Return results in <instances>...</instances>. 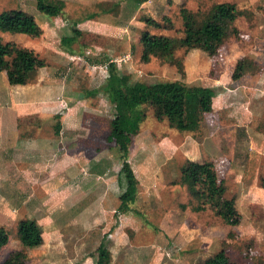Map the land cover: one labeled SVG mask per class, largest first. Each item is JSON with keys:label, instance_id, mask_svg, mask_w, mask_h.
I'll return each mask as SVG.
<instances>
[{"label": "crops", "instance_id": "crops-1", "mask_svg": "<svg viewBox=\"0 0 264 264\" xmlns=\"http://www.w3.org/2000/svg\"><path fill=\"white\" fill-rule=\"evenodd\" d=\"M21 1L8 9L0 7V12H21V24L32 21L35 31L1 33L2 41L33 50L45 64L24 84H11L6 71L0 70V228L8 234L0 251L9 249L4 255L0 252V263L17 249L22 251L16 253L17 264H97L100 259L108 264H137L133 259L144 247L138 244L141 236L136 226L142 225L138 215L143 219L144 211L132 207L117 211L126 178L116 147L105 153L103 148L92 149L88 137H75L76 129L89 127L83 121L86 100L104 95L76 86L90 79L75 73L71 62L106 67L107 62L101 60L91 66L90 48L83 56L75 55L76 47L82 45L95 46L97 51L92 53L98 56L125 50V63L131 60L133 49H143L140 35L150 31L140 17L153 18L144 10L150 0L140 4L134 0H54L64 3L56 16L40 12L37 0H29V8L20 7ZM234 25L242 34L251 30L237 21ZM260 30L264 35V28ZM70 37H75L71 45L62 44L63 38ZM226 51L222 59L214 55V68L188 53L182 58L184 77L172 73L174 80L187 85L217 89L198 131L170 127L159 137L151 131L140 138L132 135L128 163L138 183L135 201L161 230L147 249L153 264L161 258L165 264H200L220 250L218 245L214 252L221 235H214L213 210H192L195 200L182 184L187 160L212 162L218 179L226 180V198L235 194L233 201L239 209L245 203L248 221L257 220L251 211L264 210V49L249 61L240 56L242 49ZM150 79L162 81L148 75L145 82L152 83ZM61 97L68 107L62 112ZM74 98H78L76 104ZM239 144L243 149L237 154ZM225 152L231 155L229 162H234L232 169V163L226 166ZM111 163L118 164L113 176L107 174ZM21 219L36 221L41 244L25 247L20 242L16 227ZM13 224L17 248L9 247ZM96 229L102 234L110 231L109 240L108 244L100 241L91 254V237L99 236ZM64 241L69 245L64 246Z\"/></svg>", "mask_w": 264, "mask_h": 264}, {"label": "rangeland", "instance_id": "rangeland-1", "mask_svg": "<svg viewBox=\"0 0 264 264\" xmlns=\"http://www.w3.org/2000/svg\"><path fill=\"white\" fill-rule=\"evenodd\" d=\"M28 1L29 0H22L20 2V7L26 8L28 5H31ZM222 2L233 3L240 11V16L236 18L235 22H233V25L237 21L241 26L247 25V29L251 30L249 32L244 30L242 34L241 30H238V28H236V25L233 26L229 23L222 24L220 26L221 33L219 36V42L215 50L217 52L209 51L205 46L190 47L178 44L177 49L175 48L170 50V54L167 53L164 55L144 58L142 51L143 49L138 48L137 50L133 49L130 52L131 60H129L127 63H125L124 60H121V64L118 63V59L123 58L124 54L126 53L125 50L116 51L114 53L106 52V55L98 56L92 53H96L95 51H97L94 48L95 46L92 45L91 47H89V45H82V47H76L77 53H75V55L83 56V52L86 49L90 48L89 50H91L92 52L88 55L90 56L91 66L92 63H96L97 60H101V62L103 63L106 62L107 59H109V62L115 65L119 75L124 76V78H128L129 83H134L137 80L145 81L146 79H148V75H153L154 77H157V79L161 80H174V76H172L173 73L175 77L179 76L180 78H183L184 73H181L180 66L182 65L181 69L182 71H184L182 58H184L188 53H191V56L189 57L193 60H196L197 62L201 61L207 63L211 65V67H213L214 55L217 57H221L220 59H222L224 58L225 52H227L226 50H228V54H230V51L237 48V50H243V53H241L240 56L245 55V57H247V61H249L251 55L254 56L257 55V53L260 54L262 48L264 49V35L260 30L261 28H264V0H150V7L145 6L144 10L149 14L151 13V15H153V18L144 16L140 17H142V20L146 23V25H148L151 33L167 34L173 37V39L178 40V38H181L183 36L186 25L185 23L187 21L192 26L199 27L203 23V21H205L207 14L211 11L213 6ZM17 4L18 0H0V7L2 9L11 8L16 6ZM27 8H29V6ZM233 27H235L236 33H234V31L232 30ZM6 37L7 36H4V38ZM240 38L243 41H241ZM170 41L171 46L174 45L175 42L173 40ZM235 44L239 46L234 47L233 45ZM258 45H263V47ZM249 51H252L254 54H249ZM161 59H164V62ZM77 61L78 60H73L71 62L75 65L74 72L86 77L88 80L90 79L89 82L79 81L76 84V86H78L79 88L91 89L105 84L108 81L109 71L107 65L106 67L102 68H93L87 67L85 63H82L84 66L81 67L80 64L77 65ZM261 61H264V58L261 59ZM239 65L240 64L238 62V65H236V69H238V71L241 69V66ZM149 81L152 83L158 82V80L155 81L152 79H150ZM180 82L182 81L180 80ZM63 99L64 98L62 97L59 98L60 105L63 103ZM73 101L74 104H76L78 98H74ZM62 105L63 106H60L59 108L60 112L68 109L66 104ZM84 107H86L87 109L85 110V113L87 114H85L83 121L86 125H89V127L86 126L85 129H82V127L81 129H76L74 132L75 137H88L92 149L97 147L103 148L105 150V153H108L110 149H112L111 147H115V143L111 141L109 136V124L114 116L115 111L113 104L109 102L106 96L101 95L96 98L87 99ZM129 116L130 120H134V118H136L135 122L137 124V128L135 129L133 137L137 134V137L140 138L142 135H145L149 131L152 132L153 136L159 137L164 132L169 131L170 126L166 120L159 121L155 118L154 108L152 105L142 104L138 109H136V111H131ZM210 118L211 115L207 114L206 119ZM50 120L51 119H48V121ZM19 121L26 122V120L21 119ZM42 121L46 122V120ZM52 121H55V119L52 118ZM58 121L59 123H61V118H59ZM261 126L264 127V124H261ZM62 137L66 138L64 134ZM240 149H243L241 144H239V147H236L237 154L242 153V150ZM112 151L111 153H114V150ZM225 153V155L229 158V160L226 161V166H229L232 163V169L234 166V162H229L231 161V155L229 156L228 152ZM107 169V174L113 176L117 172L118 164L111 163L109 166H107ZM235 196V194L232 195V198L234 199ZM233 204L235 206L234 201ZM129 206L130 208L132 207L136 210H142L143 208L144 211L143 219L140 215H138V219L142 220V225L136 226V229L140 233L139 236H141L138 239V244L144 248H140L139 252L136 254L137 258L133 260H135L137 264H141L142 261H145L147 264H151L153 256L151 255L149 258L150 250L147 249L150 247V240L152 239V237L155 235H161V230L159 229V226L156 225V222L154 221L152 216L145 211V207L141 206L139 202L134 201ZM235 207H237L236 209L240 213L239 222L236 224L227 222L223 216L217 214L214 209H212L214 212V235H221L218 241L219 244L216 245V242L214 243V252L215 250H217L216 248L219 245L220 250H218H224L226 252L229 264H264V210L258 209L251 211L252 217H256L255 219H257L258 221L251 219L250 221H248L247 217H249V215H247L248 209L247 211H245V203L240 204V209L237 205ZM241 211H244V215L241 213ZM14 213L17 214L18 212ZM18 216L19 215H17V217ZM242 218L244 219L242 220ZM21 220L18 221V225L16 227L17 229L19 228V222ZM215 220H217V222H215ZM14 224L12 225L13 227H10V248L18 247L15 239L16 237L14 236ZM99 229H96L99 234V236H97V239L93 238L92 235L89 243V251H91V254L96 252L97 245L100 241L108 244L107 241L109 239L107 238V235L110 231L106 230L102 234V231ZM128 232L130 233L129 229ZM63 244L64 246H67L69 245V242L64 241ZM156 244L159 245L160 242L157 241ZM8 251L9 249L6 246L5 248L3 247L0 252L4 255ZM16 251L17 249L14 250V252L9 253L10 255L8 254V257L5 260L14 258V261L17 263L16 253L20 254V252L22 251ZM4 261H2L0 264H2ZM157 264H165V262L163 263V260L161 258Z\"/></svg>", "mask_w": 264, "mask_h": 264}, {"label": "trees", "instance_id": "trees-1", "mask_svg": "<svg viewBox=\"0 0 264 264\" xmlns=\"http://www.w3.org/2000/svg\"><path fill=\"white\" fill-rule=\"evenodd\" d=\"M140 4L147 0H134ZM37 9L49 16L62 13L64 3L54 0H37ZM21 12H0V34L5 32L35 31V25L28 21L22 25ZM240 16V11L233 3H219L207 14L205 21L194 27L187 21L181 38L173 39L167 34L151 33L144 30L141 34L143 57L159 56L171 53L178 44L190 47L205 46L209 51H215L219 42L222 24H232ZM232 22V23H231ZM234 26V25H233ZM236 33L235 27L232 29ZM175 43L171 46V41ZM75 37L63 38L62 44L71 45ZM181 42V43H179ZM109 78L105 84L95 87L91 94L102 93L113 104L114 116L110 121L109 136L115 143L119 158L122 160V172L126 178V188L120 196L118 212L130 210L137 195V180L128 163L129 147L132 135L137 128L136 118L130 120V112L136 111L142 104L152 105L154 115L159 120H166L170 127L181 132H196L204 119V114L211 110V98L217 93L216 88L187 85L178 80H162L148 83L137 80L129 83L128 78L119 75L113 63L106 60ZM33 50L22 48L15 43L3 42L0 35V70H5L11 84H24L32 79L35 71L44 66ZM182 65L180 66L181 73ZM200 138V137H199ZM182 184L194 198L192 210L200 211L206 208L223 216L227 222H239L240 213L233 204V198H226L225 179L218 180L212 162L195 163L187 160L182 167ZM18 234L20 242L25 247H33L42 243L37 223L33 219H23L19 222ZM8 241V234L0 228V248ZM19 254V253H17ZM16 254V258L18 255ZM15 258V259H16ZM14 258L5 260L2 264H17ZM97 264H108L100 259ZM200 264H229L224 250H221Z\"/></svg>", "mask_w": 264, "mask_h": 264}, {"label": "built area", "instance_id": "built-area-1", "mask_svg": "<svg viewBox=\"0 0 264 264\" xmlns=\"http://www.w3.org/2000/svg\"><path fill=\"white\" fill-rule=\"evenodd\" d=\"M128 59V55L127 56H125V57H123V58H120V59H118V62H121V60H124V61H126Z\"/></svg>", "mask_w": 264, "mask_h": 264}]
</instances>
